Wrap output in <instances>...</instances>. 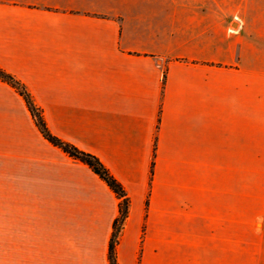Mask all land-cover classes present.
Returning a JSON list of instances; mask_svg holds the SVG:
<instances>
[{
  "label": "crops",
  "instance_id": "1",
  "mask_svg": "<svg viewBox=\"0 0 264 264\" xmlns=\"http://www.w3.org/2000/svg\"><path fill=\"white\" fill-rule=\"evenodd\" d=\"M0 68L123 185L118 264H264V0H0ZM120 202L0 79V264H110Z\"/></svg>",
  "mask_w": 264,
  "mask_h": 264
},
{
  "label": "trees",
  "instance_id": "2",
  "mask_svg": "<svg viewBox=\"0 0 264 264\" xmlns=\"http://www.w3.org/2000/svg\"><path fill=\"white\" fill-rule=\"evenodd\" d=\"M166 78V75H165ZM0 79L15 88L20 95L25 99L27 106L41 131L42 135L53 145L61 148L70 157L77 159L88 165L97 175H99L116 193L120 202V216L114 223V232L111 238L109 247L110 264H118L117 262V245L119 236L122 232L124 223L129 213V199L123 185L112 175L110 170L103 164V162L96 155L83 151L73 144L66 142L55 136L48 128L44 115L40 107L35 103L32 95L28 92L26 86L18 80L14 75L8 73L0 68ZM153 173V169H152Z\"/></svg>",
  "mask_w": 264,
  "mask_h": 264
}]
</instances>
